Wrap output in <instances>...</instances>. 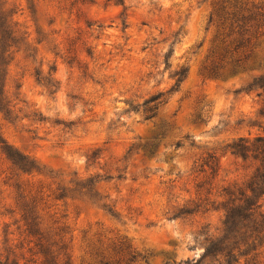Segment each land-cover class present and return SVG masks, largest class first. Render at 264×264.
Wrapping results in <instances>:
<instances>
[{
  "label": "rangeland",
  "instance_id": "374dc122",
  "mask_svg": "<svg viewBox=\"0 0 264 264\" xmlns=\"http://www.w3.org/2000/svg\"><path fill=\"white\" fill-rule=\"evenodd\" d=\"M4 1L25 42L6 67L4 92L14 112L0 114V132L38 167L20 178L42 197L38 215L63 236L68 263L196 262L204 233L216 235L221 225L223 212L213 209L221 189L252 170L227 145L264 133V93L239 90L264 74V33L246 70L214 78L207 68L221 44L209 20L216 0ZM180 67L185 78L153 118L130 110L169 90ZM161 125L168 128L163 136ZM146 143L156 145L152 155ZM208 155L218 160L215 172L200 171ZM11 169L0 153V264H40L29 251ZM87 179L92 195L72 191ZM237 264H264V246Z\"/></svg>",
  "mask_w": 264,
  "mask_h": 264
},
{
  "label": "trees",
  "instance_id": "16d2710c",
  "mask_svg": "<svg viewBox=\"0 0 264 264\" xmlns=\"http://www.w3.org/2000/svg\"><path fill=\"white\" fill-rule=\"evenodd\" d=\"M76 0L72 2L75 5ZM80 10V7H77ZM13 10L0 0V114L4 119H9L14 112V106L10 104L4 92V78L6 67L13 57V52L24 44V35L17 27L13 17ZM209 20L214 21L220 29V37L217 51V60L207 68L208 74L214 78L234 76L249 67V59L253 49L258 46V37L264 33V5L254 4L248 0H216L212 4ZM263 28V29H262ZM234 34L230 39L226 36ZM168 57L165 56V63ZM186 76V68L180 67L174 72L175 82L169 90L157 92L144 99L141 104L131 105L130 110L146 113L145 118L150 119L156 115L158 106L162 104L166 95L177 91L180 83ZM39 82L46 78L36 77ZM47 83V84H46ZM44 84L49 85V82ZM260 89L257 94L264 93V74L254 77L245 87L239 90L251 91ZM239 90H236L239 91ZM264 117V105L258 111ZM167 126L161 125L158 135L163 136ZM152 144V143H151ZM181 143L177 142L176 146ZM156 145L148 143L143 145L145 154L152 155ZM231 154L240 158L247 167H252L251 172L241 182H232L221 189L223 199L213 209L223 212V219L216 235L205 234L203 253L193 264H198L207 258H216L219 264H237L241 257L250 254L255 255L258 249L264 246V133L258 134L252 139L240 137L227 145ZM0 153L11 163L12 169L8 180L16 190V206L20 213L24 226L25 236L33 246L29 251L41 258L40 264H69L67 258V245L60 233H54L52 229L42 225L37 211L38 201L42 197L27 190L26 184L20 176L38 172L35 162L28 156L18 152L7 144L0 132ZM97 154L93 151L87 155V160ZM200 171L204 167L211 172L218 170V160L214 155H208L200 164ZM92 181L87 179L76 183L72 191L79 195H92ZM64 191V190H62ZM65 194L59 193L56 198H62ZM194 208H182L180 213L190 214L197 211ZM102 208L115 216V212L107 204L102 203ZM135 255L131 254L130 260Z\"/></svg>",
  "mask_w": 264,
  "mask_h": 264
}]
</instances>
